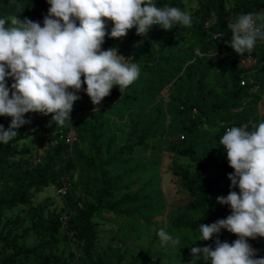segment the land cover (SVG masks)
I'll list each match as a JSON object with an SVG mask.
<instances>
[{
	"label": "trees",
	"instance_id": "trees-1",
	"mask_svg": "<svg viewBox=\"0 0 264 264\" xmlns=\"http://www.w3.org/2000/svg\"><path fill=\"white\" fill-rule=\"evenodd\" d=\"M157 7L177 6L180 0H153ZM226 0H208L193 14L191 27L174 24L168 31L152 27L146 35H137L136 28L122 38L106 35L101 50L116 48L126 63L140 67L139 78L120 92L113 86L101 103L93 105L82 84L74 102L70 122L63 126L52 122V114L41 113L42 121L22 125V131L35 140L42 151L39 160L27 157L26 146L14 145L18 135L7 144L0 143V243L2 248L33 257L39 264H60L63 255L51 254L58 243L61 228L59 216L45 217L35 210L30 226L21 235L11 236L16 219L2 223L5 212L30 203L34 193L49 184L62 183L70 215L64 222V235L77 243L83 264L107 263L96 253L98 241L95 218L110 214L129 223L150 225L162 208L161 192L156 188L158 175L156 137H163L164 151L185 157L195 167L193 174L172 167L187 193L186 203L169 218V226L179 237L177 245L189 264H211L194 258L192 247L215 248L216 240L231 244L237 235L221 229L211 239H201L199 225L211 224L231 214L228 205L217 202L227 196L228 176L233 172L220 139L230 127L264 122L254 114L260 95L252 90L264 82V40L258 38L251 57L255 64L244 67L240 56L229 46L231 27ZM234 11L264 15V0H231ZM50 5L47 0H0V18L17 15L43 26ZM215 22L208 26L211 19ZM264 21H259V25ZM106 32L113 24L105 20ZM224 34L221 39L218 37ZM261 62L263 65H260ZM256 72L250 78L251 72ZM83 80V77H81ZM252 79V80H251ZM245 81V85L241 83ZM11 77L7 86L11 88ZM167 100H160L162 93ZM11 94V93H10ZM0 125L7 130L10 123L0 116ZM34 129L36 130L34 132ZM73 131L75 140L69 146L65 138ZM175 138L169 141L167 138ZM143 157H138L139 153ZM150 152V158L146 154ZM152 156V157H151ZM148 159V160H147ZM76 194V202L72 199ZM85 198V199H83ZM30 234L40 242L22 248L18 241ZM159 240L157 232L154 236ZM256 250L255 258H264V238L248 239ZM139 258L132 264H138Z\"/></svg>",
	"mask_w": 264,
	"mask_h": 264
},
{
	"label": "clouds",
	"instance_id": "clouds-1",
	"mask_svg": "<svg viewBox=\"0 0 264 264\" xmlns=\"http://www.w3.org/2000/svg\"><path fill=\"white\" fill-rule=\"evenodd\" d=\"M50 5L43 26L17 15L0 18V116L11 117L7 130L0 125V143L17 137L28 123V112L52 114V122H70L82 84L93 105L101 103L113 86L123 92L140 75V67L126 63L116 48L101 50L106 35L122 38L136 28L146 35L153 26L168 31L174 24L191 27V14L179 7H157L153 0H47ZM105 20L112 21L110 33ZM264 15L242 14L231 25L229 46L240 56L251 54L257 39L264 40ZM224 34H220L219 39ZM11 77V88L7 78ZM83 77V80L81 79ZM11 93V94H10ZM230 127L220 139L233 172L227 196L217 202L228 205L231 214L211 224L199 225L201 239L209 240L221 229L237 235L231 244L216 240L215 248L192 247L194 258L211 264H264L255 258L248 239L264 238V122ZM162 246L180 244L164 229L157 233Z\"/></svg>",
	"mask_w": 264,
	"mask_h": 264
},
{
	"label": "rangeland",
	"instance_id": "rangeland-1",
	"mask_svg": "<svg viewBox=\"0 0 264 264\" xmlns=\"http://www.w3.org/2000/svg\"><path fill=\"white\" fill-rule=\"evenodd\" d=\"M207 1L180 0L179 5L175 7L193 14L202 3ZM225 10L228 12V17L230 18L229 26L231 27L240 15L234 11L231 0H226ZM1 18L6 17L2 16ZM214 22L215 19H211L208 26H211ZM255 74V71L251 72L250 78H253ZM258 94L263 95V93ZM257 108V106L254 108V114L258 112ZM23 118L29 121L24 125L42 121V116L39 112L25 113ZM6 122L11 123V117L6 116ZM15 131L17 136H21V139L13 144L19 148L26 146L29 149L27 157L39 160L43 153L36 148L33 137L24 133L20 127L15 129ZM167 139L176 141L172 137ZM153 142L156 143V153L151 157L158 164L157 169L153 173L156 172L159 178L156 188L161 192L162 208L159 215L152 220L150 225L141 222L134 225L133 228L123 219L115 218L110 214H103L101 217L95 218L94 221L97 224L98 232L96 253L107 263L132 264L139 258L138 264H189L177 246L171 244L162 246L160 241L154 239V236L160 229H164L175 239L176 234L169 226V218L176 215V212L186 203L188 198L187 193L180 186L181 178L175 173L178 169L172 167L173 162L175 161L181 170H188L191 174L194 173L195 167L187 158L173 156L165 152L163 137H156ZM143 156L144 154L141 152L138 154V157ZM146 156L150 158V152H147ZM78 198L79 194H76L72 202H76ZM67 203L64 185L62 183L49 184L40 193H34L30 203L5 212L2 223H5L8 219H16L18 221L15 228H8L11 229V236H13L21 235L23 230L30 226V218L35 210H41L45 217L59 216L62 223L58 231V243L51 254L63 255L60 264H83L81 261L83 255L79 245L64 235L63 226L70 215L71 207ZM39 242L40 239L38 237L30 234L26 238L19 240L18 244L26 249L37 245ZM0 264L39 263L31 256L27 257L19 254L15 257L13 251L2 248L0 243Z\"/></svg>",
	"mask_w": 264,
	"mask_h": 264
},
{
	"label": "built area",
	"instance_id": "built-area-1",
	"mask_svg": "<svg viewBox=\"0 0 264 264\" xmlns=\"http://www.w3.org/2000/svg\"><path fill=\"white\" fill-rule=\"evenodd\" d=\"M257 25L259 26V21H257ZM153 27H159V26H153ZM241 64L244 66H246V64L253 65V64H255V60L253 59V57H251V58L247 57V59L242 61ZM260 65H263V63L261 62ZM241 85L242 86L245 85V81H243L241 83ZM252 92L253 93H257V92L263 93V95H260L259 101L256 105L258 107L257 108L258 112L256 114L258 117H262L263 113H264V82L258 83L255 86V88L252 90ZM160 100H162L163 102H166V100H167V93L166 92L162 93ZM74 140H75V133L73 131H71L66 136L65 143L70 146L74 142Z\"/></svg>",
	"mask_w": 264,
	"mask_h": 264
},
{
	"label": "crops",
	"instance_id": "crops-1",
	"mask_svg": "<svg viewBox=\"0 0 264 264\" xmlns=\"http://www.w3.org/2000/svg\"><path fill=\"white\" fill-rule=\"evenodd\" d=\"M249 66H250L249 64H246V66H244V67H246V68H247V67H249Z\"/></svg>",
	"mask_w": 264,
	"mask_h": 264
}]
</instances>
